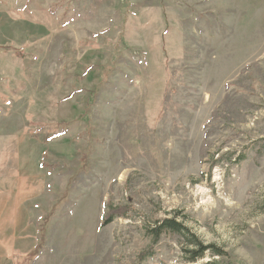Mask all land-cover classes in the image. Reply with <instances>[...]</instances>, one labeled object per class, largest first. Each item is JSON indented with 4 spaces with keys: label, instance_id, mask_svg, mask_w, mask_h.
I'll return each instance as SVG.
<instances>
[{
    "label": "rangeland",
    "instance_id": "374dc122",
    "mask_svg": "<svg viewBox=\"0 0 264 264\" xmlns=\"http://www.w3.org/2000/svg\"><path fill=\"white\" fill-rule=\"evenodd\" d=\"M0 264H264V0H0Z\"/></svg>",
    "mask_w": 264,
    "mask_h": 264
},
{
    "label": "trees",
    "instance_id": "16d2710c",
    "mask_svg": "<svg viewBox=\"0 0 264 264\" xmlns=\"http://www.w3.org/2000/svg\"><path fill=\"white\" fill-rule=\"evenodd\" d=\"M133 212V208L130 205H118V206H113L111 202H109L108 210L104 216V223H109L114 219L115 217H124L128 218L129 215ZM183 229V226L179 224L176 221L170 220V221H161L159 224L155 226V228L148 229L149 234H151L154 238L155 241L158 240V238L165 233L166 231H181ZM195 245L196 251H188L192 257L190 258V261H195L197 258L201 257L206 251L209 249L213 248L211 246H204L201 245L197 240ZM194 243V242H192ZM217 254L220 255L219 252H216Z\"/></svg>",
    "mask_w": 264,
    "mask_h": 264
}]
</instances>
